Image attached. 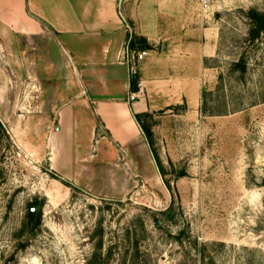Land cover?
I'll return each instance as SVG.
<instances>
[{
    "label": "rangeland",
    "instance_id": "374dc122",
    "mask_svg": "<svg viewBox=\"0 0 264 264\" xmlns=\"http://www.w3.org/2000/svg\"><path fill=\"white\" fill-rule=\"evenodd\" d=\"M216 5L200 11L218 35L207 71L184 97L154 99L143 120L156 172L121 163L110 185L94 159L97 137L86 184L51 162L48 102L60 100L52 87L64 92L66 55L53 46L44 57L42 45L54 43L35 40L20 57L22 42L0 37V264H264V31L249 37L264 0Z\"/></svg>",
    "mask_w": 264,
    "mask_h": 264
},
{
    "label": "crops",
    "instance_id": "0c3cea01",
    "mask_svg": "<svg viewBox=\"0 0 264 264\" xmlns=\"http://www.w3.org/2000/svg\"><path fill=\"white\" fill-rule=\"evenodd\" d=\"M200 11L197 0H0V37L22 42L18 56L35 40L54 43L42 45L44 57L55 46L66 55L64 92L52 87L60 100L48 102L56 122L51 162H59L62 175L86 184L84 162L94 137L106 184L125 167L156 172L135 116L156 110V98L191 93L196 74L207 71L203 61L216 54L218 35L215 23H202ZM126 47L131 56L147 55L126 63Z\"/></svg>",
    "mask_w": 264,
    "mask_h": 264
},
{
    "label": "trees",
    "instance_id": "16d2710c",
    "mask_svg": "<svg viewBox=\"0 0 264 264\" xmlns=\"http://www.w3.org/2000/svg\"><path fill=\"white\" fill-rule=\"evenodd\" d=\"M251 19L254 22V27L249 31V37L250 40H255L260 36V34L264 31V21L260 18L258 14L255 13H250ZM236 68H240L242 71L244 70V67L242 66L241 62L236 65ZM132 89L136 90V85L135 82L132 84ZM147 117L146 114L144 115H136L135 119L138 122V124L141 126L142 131L146 137V140L149 144L150 150L152 151V155L157 163V158L155 156L154 150H153V141H152V134L149 128L144 124L143 120ZM38 204L33 203L28 205V209L26 212V223H25V228L24 230H27V233L33 234L36 229L39 227L40 220L39 218L35 217V215L31 212V209L36 207Z\"/></svg>",
    "mask_w": 264,
    "mask_h": 264
},
{
    "label": "built area",
    "instance_id": "2783aa9c",
    "mask_svg": "<svg viewBox=\"0 0 264 264\" xmlns=\"http://www.w3.org/2000/svg\"><path fill=\"white\" fill-rule=\"evenodd\" d=\"M200 8L203 11L208 10L212 5H214L215 3H218L222 0H197ZM147 55L146 52L142 51L140 53H135L133 56L130 55V51L129 48L126 47L124 52L122 53V57L121 59L126 62V63H133L134 61H141L145 56ZM138 87H140V85H138Z\"/></svg>",
    "mask_w": 264,
    "mask_h": 264
},
{
    "label": "water",
    "instance_id": "95a60500",
    "mask_svg": "<svg viewBox=\"0 0 264 264\" xmlns=\"http://www.w3.org/2000/svg\"><path fill=\"white\" fill-rule=\"evenodd\" d=\"M41 207L38 205L34 208L31 209V212L35 215V217L38 215L39 211H40Z\"/></svg>",
    "mask_w": 264,
    "mask_h": 264
}]
</instances>
